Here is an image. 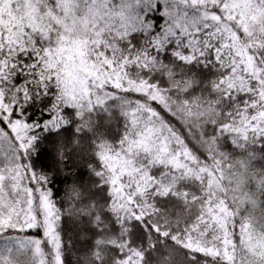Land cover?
Here are the masks:
<instances>
[{
    "label": "snow or ice",
    "instance_id": "obj_1",
    "mask_svg": "<svg viewBox=\"0 0 264 264\" xmlns=\"http://www.w3.org/2000/svg\"><path fill=\"white\" fill-rule=\"evenodd\" d=\"M62 35L90 71L45 70ZM0 45V264H73L65 250L81 242L77 264H264V173L254 184L236 159L264 158V0H0ZM117 110L139 171L94 153L89 180L64 192L69 227L53 176ZM189 180L197 190L180 193ZM166 184L192 206L183 224L155 203L174 195Z\"/></svg>",
    "mask_w": 264,
    "mask_h": 264
},
{
    "label": "trees",
    "instance_id": "obj_2",
    "mask_svg": "<svg viewBox=\"0 0 264 264\" xmlns=\"http://www.w3.org/2000/svg\"><path fill=\"white\" fill-rule=\"evenodd\" d=\"M153 17L160 16L161 20H163V16L159 12H154ZM37 27L40 28V25L37 24ZM41 31H45L46 29L40 28ZM9 31H11L9 29ZM14 35V34H13ZM10 37L5 35L4 42L7 44L10 41ZM61 42L56 43L55 46H49L45 48V55L48 57L45 62V70L52 71L53 75H63V76H71L73 73L79 71H90V68L86 66V51L83 48V45L79 40H72L69 42V38L65 36L60 37ZM2 46V45H0ZM59 68V73L55 71ZM212 73L209 70H205V78H211ZM47 135V133H46ZM125 137V122L123 117L119 115L118 110L115 112L114 116L111 120L100 124L93 118V123L91 128L85 127L84 131L80 134L79 137H74V139H79L82 149L77 150L73 154L72 160L77 162L71 169V174L61 173L59 176H53L54 182V191L59 190L62 195L61 207L64 209L66 216H73V219L69 220V227L75 222L74 213L78 210L77 207H74L75 201L72 196H64V192L66 190L71 189V185L73 184L75 177H78L80 174L84 175L86 181L89 180L88 170L90 167V162L92 164L96 163V158L93 155L94 153L98 156L103 154V157H106L105 163H112L116 167H120L121 171H127L129 175H132L139 171L138 168L132 167V161L127 159L120 153V144L121 138ZM127 138V137H125ZM115 148L114 154L109 155V150ZM132 148H141L140 144L131 145ZM148 145H144L142 150H148ZM230 145H226L225 151H231ZM117 156L119 159L117 160ZM237 160L243 159L250 166L248 169V175L253 178V183L255 184L257 178L261 173H264V158H261V154L257 153L253 158L249 159L246 156H236ZM82 161V162H81ZM181 163L182 162H179ZM187 174V173H186ZM147 173L140 177V179L144 182L147 187H151V184L148 183V179L146 178ZM75 183L79 184L78 180H75ZM165 192L173 191L174 195L171 197H167L166 199L158 198L155 203L158 205L159 210L162 215L166 217V222L171 221L173 226L177 222L183 224L184 220L188 219L192 212H190V208L192 207L189 203V207H185V201L182 197L177 198L175 195V188L173 185L166 184L162 186ZM197 190V185L194 181H185L183 185H181L178 189L180 193L188 192L192 193ZM137 191H141L140 188ZM247 191V189L245 190ZM252 191L255 193V200L257 204L255 205V217L256 220L254 222V228L257 232L261 230V227L264 226V219H262V212L259 207V201L261 197L258 193L257 188H253ZM231 202V201H229ZM196 208H199V205H196ZM244 205H241V209L243 210ZM194 211V210H193ZM249 213L245 212L244 215L247 216ZM237 219H241L240 216H237ZM237 235H239L238 229L239 224L236 225ZM75 231V230H74ZM74 239V237H73ZM67 240V237H66ZM89 252V247L82 242L77 244L75 248L66 249L65 255L70 256L73 260V264H77V261L82 259ZM237 264H239V257H237Z\"/></svg>",
    "mask_w": 264,
    "mask_h": 264
}]
</instances>
